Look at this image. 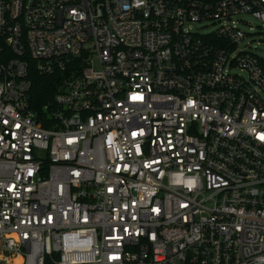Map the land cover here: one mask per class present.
I'll return each instance as SVG.
<instances>
[{"label":"built area","instance_id":"2783aa9c","mask_svg":"<svg viewBox=\"0 0 264 264\" xmlns=\"http://www.w3.org/2000/svg\"><path fill=\"white\" fill-rule=\"evenodd\" d=\"M245 15L264 0H0V264H264ZM31 66L60 74L41 108Z\"/></svg>","mask_w":264,"mask_h":264},{"label":"trees","instance_id":"16d2710c","mask_svg":"<svg viewBox=\"0 0 264 264\" xmlns=\"http://www.w3.org/2000/svg\"><path fill=\"white\" fill-rule=\"evenodd\" d=\"M29 75L32 80V88L30 90V101L32 107L41 108L54 94L56 90V82L60 77L59 73L44 76L36 72L33 66L29 69Z\"/></svg>","mask_w":264,"mask_h":264},{"label":"rangeland","instance_id":"374dc122","mask_svg":"<svg viewBox=\"0 0 264 264\" xmlns=\"http://www.w3.org/2000/svg\"><path fill=\"white\" fill-rule=\"evenodd\" d=\"M243 19L249 23V25L242 27L245 32L249 33L245 39V43L250 42L252 47L258 49V53L261 54L260 56H264V27L261 22L251 15H245ZM201 26L200 24L196 25V27L203 32L216 29V24H209L206 27L200 28Z\"/></svg>","mask_w":264,"mask_h":264}]
</instances>
